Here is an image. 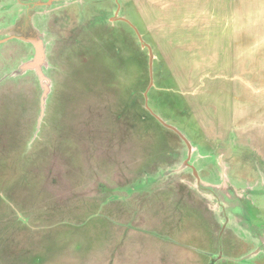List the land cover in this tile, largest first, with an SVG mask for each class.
Masks as SVG:
<instances>
[{
    "label": "rangeland",
    "instance_id": "1",
    "mask_svg": "<svg viewBox=\"0 0 264 264\" xmlns=\"http://www.w3.org/2000/svg\"><path fill=\"white\" fill-rule=\"evenodd\" d=\"M218 1L0 0V264H264V70L222 62Z\"/></svg>",
    "mask_w": 264,
    "mask_h": 264
},
{
    "label": "crops",
    "instance_id": "2",
    "mask_svg": "<svg viewBox=\"0 0 264 264\" xmlns=\"http://www.w3.org/2000/svg\"><path fill=\"white\" fill-rule=\"evenodd\" d=\"M239 2V0H237ZM170 1L169 3H171ZM168 4V3H167ZM182 0L175 1L173 0V9L176 11V8L181 7ZM218 5H220V10H218L220 13H215L214 17L211 19L212 22H217L220 25V31H219V38H220V46L221 55H224L222 57V62L228 66L232 65L234 63V58L232 55L235 56V63L241 65L243 67L242 69H247L250 67H253V69H259L264 70V57L261 58V54H263L264 50V39H262L261 43H259L258 46H253L250 51L246 50V45L243 44L244 34H241L238 30H234V22H242L243 20H240V15L234 14L236 17L231 18V14L229 13V9L232 7L234 8V3L231 4L230 0H219ZM238 5V4H237ZM168 10H171V8H168ZM227 11V12H225ZM237 12H239V9H237ZM244 17V16H243ZM228 24H227V23ZM225 23V24H223ZM231 23V24H229ZM231 27V29H230ZM234 38V40H233ZM252 55V57H249L248 55ZM231 55V56H229ZM230 64V65H229ZM253 64V66H251ZM250 66V67H249ZM231 67V66H230ZM238 68V67H237ZM256 79V78H255ZM254 79V80H255ZM216 104V103H215ZM210 104L208 102V105L206 107L208 108H215L214 111L217 113L219 110L217 105ZM220 109V108H219ZM199 111V109H198ZM209 112V111H207ZM195 113V112H194ZM197 116H200L198 112ZM195 113V114H196ZM198 119V117H197ZM199 121V120H198ZM203 129L202 127H200ZM205 129L207 127H204Z\"/></svg>",
    "mask_w": 264,
    "mask_h": 264
},
{
    "label": "water",
    "instance_id": "3",
    "mask_svg": "<svg viewBox=\"0 0 264 264\" xmlns=\"http://www.w3.org/2000/svg\"><path fill=\"white\" fill-rule=\"evenodd\" d=\"M119 9V8H118ZM118 19H121V20H124V21H126V22H129L130 24H131V22L128 20V19H126V18H121V17H118ZM131 26L135 29V31L136 32H138V37H139V39H140V41L143 43V45H147V44H145L144 43V41H143V39H142V36H141V34L139 33V31H138V29L133 25V24H131ZM8 30V32H12L11 31V29H7ZM29 34H37L38 32L36 31V30H29ZM13 36H14V33L13 34H11L10 36H6V38L4 39V40H8V39H11V38H13ZM24 39H26L27 37H23ZM28 40V39H27ZM29 41V40H28ZM35 45H36V50H37V52H36V54H35V57H34V59L30 62V63H28L26 66H24V67H27V66H32V65H38L39 64V60H40V57H41V43L40 42H33ZM40 43V44H39ZM148 46V45H147ZM150 73H151V77H152V67H153V54L151 53L150 54ZM42 77V76H41ZM152 79V78H151ZM151 83H152V80H151ZM159 120L161 121V123H163L165 126H167V127H169V128H171V129H173V130H175L185 141H186V143L188 144V146H190L191 144H190V142H189V140L176 128V127H174V126H172V125H170V124H168V123H166L165 121H163L162 119H160L159 118Z\"/></svg>",
    "mask_w": 264,
    "mask_h": 264
},
{
    "label": "flooded vegetation",
    "instance_id": "4",
    "mask_svg": "<svg viewBox=\"0 0 264 264\" xmlns=\"http://www.w3.org/2000/svg\"><path fill=\"white\" fill-rule=\"evenodd\" d=\"M43 2V1H42ZM41 2V4H44L45 2H43L42 3ZM39 5H40V3H39ZM118 15V14H117ZM28 16V15H27ZM119 16V15H118ZM29 17H30V15H29ZM29 17H26V18H28V19H30ZM25 18V19H26ZM117 18V17H116ZM21 19H22V21H23V23H22V25L21 26H19V28H18V31L16 32V35L18 36V34L19 33H22V36L24 37V36H26V35H28V33H30L29 32V30H34V27L32 26V24H31V22L29 21L28 23H27V20H25L24 18H23V16H21ZM25 25V26H24ZM33 29H32V28ZM232 192V191H231ZM229 193V192H228ZM259 230H262L260 227H259ZM256 234H257V232H256ZM214 260H212V262H213ZM213 264V263H212Z\"/></svg>",
    "mask_w": 264,
    "mask_h": 264
}]
</instances>
